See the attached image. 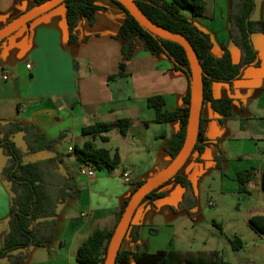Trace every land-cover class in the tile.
Returning <instances> with one entry per match:
<instances>
[{
	"label": "crops",
	"instance_id": "1",
	"mask_svg": "<svg viewBox=\"0 0 264 264\" xmlns=\"http://www.w3.org/2000/svg\"><path fill=\"white\" fill-rule=\"evenodd\" d=\"M204 1L203 16L193 17L190 11L185 14L211 36L215 57L222 55L225 46L233 62L239 63L241 52L230 37L231 1ZM34 3L35 0H0V29L31 9ZM96 3L101 10L96 12L93 24L84 20L87 40L78 48L69 44L67 8L63 3L0 42V120L34 125L47 139L59 140L55 146L65 145L66 151L58 154L62 155L61 165L66 168L62 173L69 174L68 165L73 163L81 189L79 196L59 205L56 236L50 247H32L27 262L22 264H81L77 251L89 235L98 229L115 230L118 214L130 201L137 184L171 163L166 145L179 131L180 123H166L158 129L162 124L153 122L156 111L148 106V98L162 95L169 111L186 107L184 97L189 80L168 57L147 51L137 38V48L127 66L129 76L109 81L108 77L119 71L122 47L116 35L127 14L113 0H96ZM251 19L264 23V0H256ZM252 40L259 53V64L247 67L232 85L213 83L215 99L232 101L231 114H219L210 101H205L202 108L205 135L210 142H217L224 154L221 168L217 167L210 147L200 155L202 162H198L199 153L194 151L181 171L185 170L183 176L193 184L197 206L189 211L175 210L184 188L174 182L167 183L160 190L163 197L146 200L137 208L121 250L135 252L142 245L151 253L218 251L232 264H264V234L256 232L249 223L252 216L264 215V32L254 33ZM5 75L8 79H4ZM122 118H131L133 122L126 135L114 127L109 143L95 141L97 147L108 148L113 153L118 150L120 166L96 170L93 178L80 175L78 171L84 163L69 147L75 149L86 141L82 129L98 121L115 123ZM98 141L102 144L98 145ZM5 163L6 159L0 162V171ZM251 168L254 169L248 184L251 194L246 195L251 205L230 203V196H235L237 201L240 195L237 173ZM126 173L130 182L124 179ZM212 194L222 202L214 201ZM201 196L206 197L205 205L219 207L215 224L227 219L234 226H247L244 232L236 230L235 235L239 234L245 243L240 251H234L230 243L222 252L202 249L200 244H206L205 240L195 243L189 225L194 228ZM10 209L11 194L0 178V251ZM135 231L139 233L138 241L131 235ZM181 232L185 235L179 236ZM0 264L10 263L1 260Z\"/></svg>",
	"mask_w": 264,
	"mask_h": 264
},
{
	"label": "trees",
	"instance_id": "2",
	"mask_svg": "<svg viewBox=\"0 0 264 264\" xmlns=\"http://www.w3.org/2000/svg\"><path fill=\"white\" fill-rule=\"evenodd\" d=\"M44 1L46 0H35L33 7ZM113 1L125 11L127 17L116 35V39L120 41L122 47L119 71L117 74L109 76V81L129 76L127 66L137 48L135 42L137 38L142 41L147 51L156 56L165 55L168 57L174 67L184 72L189 80V90L184 97L186 107L169 111L165 108L166 102L162 95H154L148 98V106L156 111L154 123L166 124L175 121L180 123L179 131L166 145L172 161L184 144L189 119L191 68L187 53L179 43L164 39L142 26L121 2ZM133 1L142 13L155 24L183 36L191 43L203 68L204 102L210 101L216 112L223 116H229L232 111V101L215 99L212 94V87L214 82L232 85L235 80L243 75L247 67L259 64V53L254 47L252 35L257 32H264V23L255 22L251 19L256 9V0H230V37L241 52V61L237 64L233 62L231 52L225 46H223L222 55L215 57L212 54L213 41L211 36L201 30L194 20L185 14V11H190L193 17L203 16L205 12L204 0ZM63 4L67 8L69 44L72 48H78L87 40L83 32L84 20L88 19L93 24L95 14L101 10V7L97 5L96 0H65ZM74 63L76 67V59ZM132 124L131 118H122L115 123L98 121L84 127L82 135L87 139L82 146L75 147L76 155L84 164L91 165L96 170L118 168L121 164L119 151L116 150L113 153L108 148L97 147L95 141L100 139L104 143H109L111 141L110 133L114 127H117L121 134L126 135ZM18 134L23 135L26 144L25 150L15 142V137ZM58 141L47 139L34 125H25L19 120H0V149L7 158L0 171V178L7 184L11 194L8 229L4 236L3 249L0 251V262L6 258L10 264H22L27 262L32 247L49 248L56 236L59 205L81 194L76 177L71 173L63 174L60 170L63 162L62 155L34 162L25 161L30 155L55 146ZM209 147L212 149L213 159L217 167L221 168L224 154L217 142H210L207 139L201 124L198 141L194 149L199 153L198 162H202L200 155ZM180 173L181 171L169 181L184 188L182 199L175 209L189 211L197 206V196L192 182ZM253 175V168L237 173L236 181L239 184L240 194H251L248 184ZM143 183L139 182L135 191ZM262 183L264 188V171ZM166 184L151 192L141 204L146 200L163 197L164 192L160 190ZM128 202L118 214V223ZM249 223L256 232L264 234V215L252 216ZM114 231V229H98L91 233L78 248L77 260L81 264H105ZM131 235L135 241L139 240L138 231L131 232ZM229 243L234 251H240L245 245L244 241L237 235L230 238ZM117 264L232 263L224 260L218 251L210 254L183 253L175 250H161L151 253L146 246L139 245L135 252L120 249Z\"/></svg>",
	"mask_w": 264,
	"mask_h": 264
},
{
	"label": "water",
	"instance_id": "3",
	"mask_svg": "<svg viewBox=\"0 0 264 264\" xmlns=\"http://www.w3.org/2000/svg\"><path fill=\"white\" fill-rule=\"evenodd\" d=\"M65 0H46L38 4L0 29V42L8 38L31 21L62 4ZM137 21L158 36L179 43L186 51L191 68V101L184 144L171 163L162 171L146 180L133 194L111 238L105 264H117V256L126 237L134 213L141 202L154 190L173 179L192 156L198 141L201 115L204 104V73L199 57L191 43L183 36L155 24L147 18L133 0H117Z\"/></svg>",
	"mask_w": 264,
	"mask_h": 264
},
{
	"label": "rangeland",
	"instance_id": "4",
	"mask_svg": "<svg viewBox=\"0 0 264 264\" xmlns=\"http://www.w3.org/2000/svg\"><path fill=\"white\" fill-rule=\"evenodd\" d=\"M164 124H162L161 126L158 127V129H160V127H163ZM15 142L16 144L21 147L23 150L26 149V144L23 140V135L22 134H18L15 137ZM98 145H101V141L97 142ZM115 144H117L115 142ZM108 146V145H107ZM66 151V146L63 144H59L56 146H53L51 148H47L42 152L30 155L29 157H27L25 159L26 162H34V161H38V160H43V159H47L53 156H56L58 154H62V152ZM74 156V155H72ZM6 159V156L3 154L2 150L0 149V162H3V160ZM60 170L61 172H65L66 168L63 167L62 165L60 166ZM68 172L73 174L75 176L76 172L74 171V166L73 163L72 165H68ZM185 171V170H184ZM181 171V175H183L185 172ZM172 183V182H171ZM167 185H170V183H168ZM180 187V186H178ZM241 195V196H240ZM238 197V200L236 201L235 196H230V201L232 200V202L235 204L236 202L241 203L244 207H248L251 205V203L249 202L248 197H246V195L240 194ZM213 196V200L216 201L217 203H221L222 199L221 198H217L216 194H212ZM202 197V201H201V205L199 206V210L195 212L196 216L194 217V228L192 227V224L189 225V228L193 229V237L195 239V243L198 245V241L201 240H205L206 244H200V247L204 250H221L220 252H222V249H226L228 247H230L229 245V239L232 238L233 236H235L236 234V230H241V232H244V229L247 227L245 225H238V226H234L230 223L229 220H225L224 222H222V224H215L214 223V219L217 218L215 212L217 211V209L219 208L218 206L215 207H211L208 205H205V200L206 197L205 196H201ZM232 197V198H231ZM197 204H198V198H197ZM177 207V206H176ZM178 210V209H175ZM182 210V209H180ZM162 220L165 219V217L161 218ZM184 232L179 233V236H184ZM238 236H240L238 234ZM191 242V241H190ZM195 245V246H197ZM2 260H7L6 258L2 259Z\"/></svg>",
	"mask_w": 264,
	"mask_h": 264
},
{
	"label": "built area",
	"instance_id": "5",
	"mask_svg": "<svg viewBox=\"0 0 264 264\" xmlns=\"http://www.w3.org/2000/svg\"><path fill=\"white\" fill-rule=\"evenodd\" d=\"M28 68L31 67V65H27ZM4 79H8V75L4 76ZM69 151L72 152L74 151L73 147H69ZM79 174L80 175H85L87 177L93 178L96 174V169L88 164H84L80 169H79ZM124 179L126 182H130V176L128 173L124 175Z\"/></svg>",
	"mask_w": 264,
	"mask_h": 264
}]
</instances>
